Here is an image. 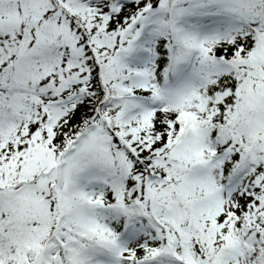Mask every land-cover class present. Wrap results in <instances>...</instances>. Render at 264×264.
I'll return each instance as SVG.
<instances>
[{"label": "snow or ice", "instance_id": "6c2138e0", "mask_svg": "<svg viewBox=\"0 0 264 264\" xmlns=\"http://www.w3.org/2000/svg\"><path fill=\"white\" fill-rule=\"evenodd\" d=\"M0 264H264V0H0Z\"/></svg>", "mask_w": 264, "mask_h": 264}]
</instances>
